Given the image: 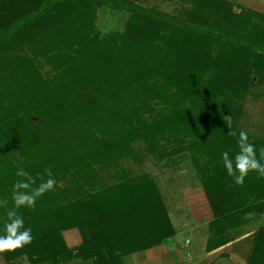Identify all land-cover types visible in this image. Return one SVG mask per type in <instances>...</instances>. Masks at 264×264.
<instances>
[{"label":"trees","instance_id":"obj_1","mask_svg":"<svg viewBox=\"0 0 264 264\" xmlns=\"http://www.w3.org/2000/svg\"><path fill=\"white\" fill-rule=\"evenodd\" d=\"M137 1L0 0V232L18 169L39 183L50 168L57 181L34 208L20 210L33 240L0 253L6 264H124L171 237L150 173L125 174L116 185L102 178L137 159V142L158 161L187 156L197 164L214 215L208 250L228 241L246 215L264 213V178L252 172L236 185L220 157L234 154L246 131L264 163V134L243 127L250 88H264V14L233 0H165L180 4L175 17ZM102 7L129 14L122 32L101 36ZM189 49L202 59L188 57ZM74 229L81 244L71 248L64 233ZM259 254L264 225L253 258Z\"/></svg>","mask_w":264,"mask_h":264},{"label":"rangeland","instance_id":"obj_2","mask_svg":"<svg viewBox=\"0 0 264 264\" xmlns=\"http://www.w3.org/2000/svg\"><path fill=\"white\" fill-rule=\"evenodd\" d=\"M252 2L259 4L258 7H254ZM137 3L147 9L154 7L175 17L178 16L181 12L180 4L176 1L138 0ZM233 3L244 8L259 12L261 10L262 4H264V0H233ZM250 5L253 9L250 8ZM183 6L188 7V4H184ZM257 9L259 11H257ZM236 11H238L237 8L234 9V13H237ZM259 13L264 14V11ZM96 14L97 16L95 23L97 30L100 32L101 36L114 32H122L125 28L129 16V14L126 12L116 11L105 7L98 9ZM189 41L190 43H195V45L190 46L198 51V42L196 40L192 41V39H190ZM186 55L188 57L192 56L196 60L202 59V55L199 54V52L194 53L193 50L190 49ZM222 55L226 57L228 56V52L222 53ZM212 58L214 57L212 56ZM246 69V71L252 78V84H255L257 77L255 76L253 69L249 67H246ZM214 70V65H211L210 68L206 72H204L202 79L209 80L212 76V71ZM258 93H260L261 95L258 96V98H255L256 94ZM263 94L264 88L261 86H257V88H250V93L243 103L245 110L243 127L250 133H256L259 135L264 134L263 128L261 127L262 124H264ZM132 149L134 150L137 159H123L118 163L117 167L103 171L102 178L104 179L105 183H107L108 185H116L122 183L126 179L123 176L125 174L126 176L128 175L129 178H136L145 174L146 171L150 173L144 166L146 162H150L157 170L155 173H150L151 179H153V181L157 185L161 197L163 198L164 202H166L168 208L170 210H173V213L174 211L178 212L177 203H179L183 199L182 194L186 189L189 188V186L190 188L191 186L201 188L206 197L205 191L200 186V174L197 172V164L194 163L192 158L182 156L176 157L171 160L162 159L158 161V159L156 158L157 155H152L147 148V144L143 142H137L133 144ZM195 156L200 157L198 155ZM198 160L201 161L200 158ZM179 206L183 211H181V214H178L177 217L174 218V225L176 227H179L182 224H187L190 226L192 221L190 220V218L185 216V206ZM173 213L171 214L172 216ZM179 220H181V222ZM64 238L69 247H76L81 244V238L76 229L65 232ZM184 238H188L190 240L191 236L190 238L188 236H184ZM74 262L75 263H73V261H70L60 264H84V262H82L81 260H76ZM14 264H27V261L22 258L21 261L19 260Z\"/></svg>","mask_w":264,"mask_h":264},{"label":"crops","instance_id":"obj_3","mask_svg":"<svg viewBox=\"0 0 264 264\" xmlns=\"http://www.w3.org/2000/svg\"><path fill=\"white\" fill-rule=\"evenodd\" d=\"M252 3L254 7H258L259 5L254 2ZM263 7L264 4H262L261 10L257 9V11H264ZM250 8H252L251 5ZM189 188L182 194L183 199L177 203L178 212L174 211L176 216L163 200L174 230L173 235L165 239L161 245L144 251L134 252L124 257L123 263L264 264V255L259 254L253 258L255 237L259 227L264 225V213L246 215L245 218L241 219L239 227L228 231V241L221 246L208 250L207 244L210 239L209 225L214 215L202 189L192 186ZM179 205L185 206V216L190 218L193 223L190 226L182 224L176 227L174 225V218L183 211ZM172 213L173 216L171 215ZM179 221L181 222V220ZM184 236H188L189 238L191 236V239L184 238ZM74 261L73 263H75ZM0 264H6L1 256Z\"/></svg>","mask_w":264,"mask_h":264},{"label":"clouds","instance_id":"obj_4","mask_svg":"<svg viewBox=\"0 0 264 264\" xmlns=\"http://www.w3.org/2000/svg\"><path fill=\"white\" fill-rule=\"evenodd\" d=\"M230 121V117L225 116ZM235 135V133H232ZM237 151L230 154L222 151L221 162L226 174L232 177L236 185L242 186L246 177L254 172L264 178V163L258 157L256 146L249 141L246 131H240L236 140ZM260 156H264V148L259 149ZM46 179L31 175L20 168L16 172V179L12 185L13 195L11 207L6 208L3 218V229L0 232V253L11 252L31 244L33 240L32 228L26 226L25 218L20 213L23 208H34L37 200L55 189L57 181L50 168L44 170Z\"/></svg>","mask_w":264,"mask_h":264},{"label":"water","instance_id":"obj_5","mask_svg":"<svg viewBox=\"0 0 264 264\" xmlns=\"http://www.w3.org/2000/svg\"><path fill=\"white\" fill-rule=\"evenodd\" d=\"M144 166L150 173H155L157 171L156 168L150 162H146Z\"/></svg>","mask_w":264,"mask_h":264}]
</instances>
